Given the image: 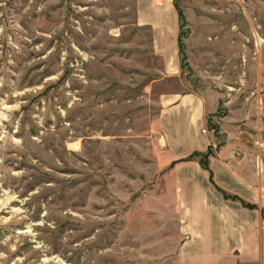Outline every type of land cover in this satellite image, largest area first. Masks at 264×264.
Listing matches in <instances>:
<instances>
[{
  "label": "rangeland",
  "instance_id": "1",
  "mask_svg": "<svg viewBox=\"0 0 264 264\" xmlns=\"http://www.w3.org/2000/svg\"><path fill=\"white\" fill-rule=\"evenodd\" d=\"M141 2L0 0V264H184L163 94L217 95L213 153L264 188V0H174L181 80Z\"/></svg>",
  "mask_w": 264,
  "mask_h": 264
},
{
  "label": "crops",
  "instance_id": "2",
  "mask_svg": "<svg viewBox=\"0 0 264 264\" xmlns=\"http://www.w3.org/2000/svg\"><path fill=\"white\" fill-rule=\"evenodd\" d=\"M174 3L143 0L139 17L153 32L163 75L181 80V25ZM220 102L216 95L209 104L203 94L184 89L160 98L166 163L173 164L171 172L184 191L180 196L186 241L180 256L184 264H264V188L244 176L240 155L223 147L210 156L208 169L198 160H186L216 148L219 137L212 135L209 123Z\"/></svg>",
  "mask_w": 264,
  "mask_h": 264
},
{
  "label": "trees",
  "instance_id": "3",
  "mask_svg": "<svg viewBox=\"0 0 264 264\" xmlns=\"http://www.w3.org/2000/svg\"><path fill=\"white\" fill-rule=\"evenodd\" d=\"M175 7L178 11V14H179V19L180 21L183 23L184 22V17H183V13L182 11H180V9H178L177 5L175 4ZM180 23V25L182 24ZM181 31H182V27H181ZM184 35V34H183ZM183 35L180 33V38H179V48H183V43H182V38H183ZM216 131V130H215ZM213 154V149L210 148L206 153H194L192 154L190 157H188L186 160L187 161H191V160H195L197 158H199V162L200 164L205 168V169H208V163H209V158L210 156ZM202 156V157H201ZM173 166V164L171 165V167ZM246 207H249V208H253L254 206L253 205H249V204H245Z\"/></svg>",
  "mask_w": 264,
  "mask_h": 264
},
{
  "label": "built area",
  "instance_id": "4",
  "mask_svg": "<svg viewBox=\"0 0 264 264\" xmlns=\"http://www.w3.org/2000/svg\"><path fill=\"white\" fill-rule=\"evenodd\" d=\"M203 133H207V130L206 129H203V131H202ZM213 132H214V130H213Z\"/></svg>",
  "mask_w": 264,
  "mask_h": 264
}]
</instances>
